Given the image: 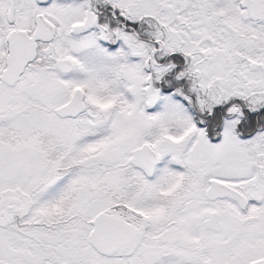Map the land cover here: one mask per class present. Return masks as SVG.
<instances>
[{"label": "snow or ice", "instance_id": "6c2138e0", "mask_svg": "<svg viewBox=\"0 0 264 264\" xmlns=\"http://www.w3.org/2000/svg\"><path fill=\"white\" fill-rule=\"evenodd\" d=\"M0 264H264V0H0Z\"/></svg>", "mask_w": 264, "mask_h": 264}]
</instances>
